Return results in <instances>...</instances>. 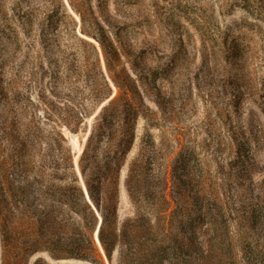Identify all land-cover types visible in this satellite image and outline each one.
Listing matches in <instances>:
<instances>
[{
	"label": "rangeland",
	"instance_id": "rangeland-1",
	"mask_svg": "<svg viewBox=\"0 0 264 264\" xmlns=\"http://www.w3.org/2000/svg\"><path fill=\"white\" fill-rule=\"evenodd\" d=\"M60 1L65 15L47 21L31 0L40 9L14 45L12 1L0 0V157L26 137L37 152L52 148L60 130L77 164L96 110L89 107L77 132L56 127L74 95L60 86L49 92V69L93 58L91 44L109 78L99 40L111 43L152 110L139 118L121 171L119 218L131 215L128 164L151 137L170 160L182 151L189 180L207 197L217 191L233 264H264V0Z\"/></svg>",
	"mask_w": 264,
	"mask_h": 264
},
{
	"label": "trees",
	"instance_id": "trees-1",
	"mask_svg": "<svg viewBox=\"0 0 264 264\" xmlns=\"http://www.w3.org/2000/svg\"><path fill=\"white\" fill-rule=\"evenodd\" d=\"M11 1L14 45L36 10L43 8L47 21L65 15L60 0H39L40 8L31 0ZM99 42L109 78L91 44L93 58L81 54L73 66L49 69V92L60 86L74 95L68 116L53 120L56 127L77 132L89 107L96 110L77 164L60 130L52 148L37 152L26 137L8 159L0 157V264H29L35 255L32 264H105L102 249L109 264H233L228 225L220 230L224 207L217 191L207 197L201 183L189 180L182 151L170 160L151 137L128 164L131 215L119 218L121 171L139 118L152 110L137 80L121 67L117 48ZM99 217L102 249L94 238Z\"/></svg>",
	"mask_w": 264,
	"mask_h": 264
},
{
	"label": "water",
	"instance_id": "water-1",
	"mask_svg": "<svg viewBox=\"0 0 264 264\" xmlns=\"http://www.w3.org/2000/svg\"><path fill=\"white\" fill-rule=\"evenodd\" d=\"M102 105H103V104H102ZM80 181H81V183H82V187H83V189H84V191H85V193H86V196H87V198H88L87 191H86V188H85V185H84V182H83V180H82L81 175H80ZM88 200H89V198H88ZM100 224H101V217H99L98 225H97V228H96V231H95V234H94V238H95L96 242H98L99 245H100V242H99V239H98V232H97V231L99 230ZM96 233H97V234H96ZM95 235H96V236H95ZM100 247H101V245H100ZM101 249H102V247H101ZM102 252H103V249H102ZM103 254H104V252H103ZM104 257L106 258L105 254H104ZM106 259H107V258H106ZM64 261H66V260L53 261V262L56 264V263L64 262Z\"/></svg>",
	"mask_w": 264,
	"mask_h": 264
},
{
	"label": "bare ground",
	"instance_id": "bare-ground-1",
	"mask_svg": "<svg viewBox=\"0 0 264 264\" xmlns=\"http://www.w3.org/2000/svg\"><path fill=\"white\" fill-rule=\"evenodd\" d=\"M98 232V231H97ZM97 234V233H96ZM96 236V235H95ZM100 246V245H99Z\"/></svg>",
	"mask_w": 264,
	"mask_h": 264
}]
</instances>
